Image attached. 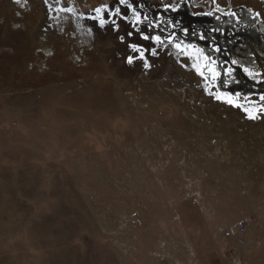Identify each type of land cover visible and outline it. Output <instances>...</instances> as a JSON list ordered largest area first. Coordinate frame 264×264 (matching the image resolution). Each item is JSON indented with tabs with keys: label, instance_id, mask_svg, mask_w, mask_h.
I'll return each mask as SVG.
<instances>
[{
	"label": "rangeland",
	"instance_id": "obj_1",
	"mask_svg": "<svg viewBox=\"0 0 264 264\" xmlns=\"http://www.w3.org/2000/svg\"><path fill=\"white\" fill-rule=\"evenodd\" d=\"M34 1L0 14V264H264V116L206 63L132 56L113 14L86 45Z\"/></svg>",
	"mask_w": 264,
	"mask_h": 264
},
{
	"label": "flooded vegetation",
	"instance_id": "obj_2",
	"mask_svg": "<svg viewBox=\"0 0 264 264\" xmlns=\"http://www.w3.org/2000/svg\"><path fill=\"white\" fill-rule=\"evenodd\" d=\"M19 1L0 0V4H6L0 6V14H7L10 9L18 14ZM24 3L36 5L34 0ZM41 3L44 14L52 19V27L58 26L66 33L54 17L66 13L69 37L74 38L75 33L86 45L89 44L88 18L100 19V13L110 18L113 14L124 24V29L119 30L121 42L131 39L133 34L129 36V33L134 31L142 39L137 47L141 52L145 48V55L150 48L155 53V47H160V57L172 52L192 65L206 63L207 78L215 77L211 83L223 96L254 117L264 116V0H124L123 3L121 0H42ZM53 10L57 12L51 13ZM110 31L113 30L106 29L107 37L112 35ZM144 36L149 39H143ZM157 36L162 43L152 39ZM130 53L133 56L132 50Z\"/></svg>",
	"mask_w": 264,
	"mask_h": 264
},
{
	"label": "snow or ice",
	"instance_id": "obj_3",
	"mask_svg": "<svg viewBox=\"0 0 264 264\" xmlns=\"http://www.w3.org/2000/svg\"><path fill=\"white\" fill-rule=\"evenodd\" d=\"M123 2H124V0H121V3H123ZM96 11L99 13L100 9H97ZM100 24L103 25V24H104V21L101 20V21H100ZM131 35H132V33L130 32V33H129V36H131ZM143 39L147 40V39H149V37H148V36H144ZM152 39H153L155 42H157V43H162L161 38L158 37V36H157V37H153ZM169 42H171V40H169ZM129 47L131 48V50H132L133 52H139V58H140L141 60L144 59V53L141 52L140 49H139L135 44H130ZM176 47L179 48V45H176ZM153 54H155V53H153ZM133 62H134V57H132V56H128V57H127V63H128L129 65H131ZM233 63H235V62H233ZM144 67L147 68V67H148V64L145 63V64H144ZM217 99H219V97H217Z\"/></svg>",
	"mask_w": 264,
	"mask_h": 264
},
{
	"label": "built area",
	"instance_id": "obj_4",
	"mask_svg": "<svg viewBox=\"0 0 264 264\" xmlns=\"http://www.w3.org/2000/svg\"><path fill=\"white\" fill-rule=\"evenodd\" d=\"M234 234L237 237V243L240 245H243L245 243V235H246V227L245 225L242 223L240 224L237 229L235 230ZM224 237L226 239H230L232 237V232L231 231H226L224 233ZM233 264H244L241 261L237 262L236 259L233 260Z\"/></svg>",
	"mask_w": 264,
	"mask_h": 264
}]
</instances>
